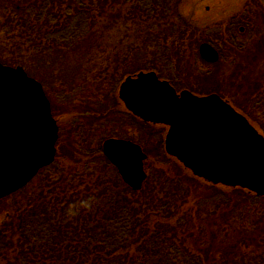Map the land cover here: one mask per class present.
I'll return each mask as SVG.
<instances>
[{
	"label": "trees",
	"instance_id": "trees-1",
	"mask_svg": "<svg viewBox=\"0 0 264 264\" xmlns=\"http://www.w3.org/2000/svg\"><path fill=\"white\" fill-rule=\"evenodd\" d=\"M122 2H132L127 11L135 23L132 27L143 21L146 30L163 33V38L151 35L157 39L149 48L160 47V61L173 65L178 60L175 55L185 52L184 43L175 47L177 41L197 30L189 18L180 16L178 7L183 0ZM258 3L264 14V0ZM119 4V0H0V37L4 39L0 62L28 70L35 66L29 63L30 58L44 66L53 55L75 56L87 53L89 46L101 47L98 41L107 26L123 20ZM236 21L228 24L232 36L228 44L232 45L205 41L220 53L214 68L221 66L228 54L236 55V48L245 49L236 41L245 36L236 27L245 25L246 32L251 22ZM130 31L125 35L127 42L142 37L135 29ZM200 44L196 41L188 46L206 65L198 53ZM112 53L115 56L104 72L93 78L104 81L114 94L135 59L131 54L120 58L119 51ZM151 61L148 57L141 69L156 72L177 89L179 69ZM233 77L234 72L225 75L223 80L228 82H220L215 91L238 98L229 82ZM111 100L114 111L112 108L110 115L120 107L118 101ZM260 100L264 108V98ZM258 118L264 134V109ZM115 123L109 120L101 135L92 132L96 121L81 124L80 130L73 127L72 135L65 139L69 147H63L61 136L56 161L27 187L0 201V264H264V198L241 188L224 192L194 177L166 154L163 127L153 131L152 125L144 122H140L141 138L136 142L148 155L150 170L151 162L156 163L144 187L132 190L102 152L107 138L136 140L134 134L119 132L122 129H116ZM146 127L152 132H146ZM75 131L79 133L75 135ZM85 202L87 207L82 206Z\"/></svg>",
	"mask_w": 264,
	"mask_h": 264
},
{
	"label": "water",
	"instance_id": "water-1",
	"mask_svg": "<svg viewBox=\"0 0 264 264\" xmlns=\"http://www.w3.org/2000/svg\"><path fill=\"white\" fill-rule=\"evenodd\" d=\"M219 60L210 44L199 48ZM119 98L142 121L169 127L165 149L195 177L264 197V137L218 95L178 94L154 72L128 77ZM57 122L43 86L22 67L0 63V201L26 187L56 156ZM103 153L133 190L147 178V155L132 141L109 139Z\"/></svg>",
	"mask_w": 264,
	"mask_h": 264
},
{
	"label": "rangeland",
	"instance_id": "rangeland-1",
	"mask_svg": "<svg viewBox=\"0 0 264 264\" xmlns=\"http://www.w3.org/2000/svg\"><path fill=\"white\" fill-rule=\"evenodd\" d=\"M122 1L119 0L120 8L118 9L119 13H117L119 14V18L123 20L119 19L116 23L107 26L105 36L98 41V44L102 45L101 47L95 46L96 44L93 47L89 46L87 53H79L75 56H68V54L53 55L44 66L38 65L32 58L28 60L29 63L35 66H30L28 70L26 68L25 70L30 76L42 82L51 103L56 108L55 118L60 128L63 129L64 139L62 142L64 148L70 146L69 140H65L67 139L65 134H68L69 130L64 132L65 128L69 129L73 124L89 125L93 121H96V126H93L95 128L92 131L94 134H104L107 122L115 120L116 129H122L119 132L125 135L135 134L136 141L139 140V137L141 138L139 134L141 129L138 128L137 124L133 126L128 121L131 118L130 114L124 107L122 108L121 104L118 111H116L120 114L116 115L115 112L110 115L112 108L114 111V103H111V98L118 101L119 88L113 96H110L109 93L111 92L107 88L106 83L104 84V81H98L93 78L97 73L104 72L108 61L115 56L112 53L114 51L120 52L118 54L120 58L131 54L132 59H135L128 66L126 76H134L141 71L148 72L145 68V70L141 69V66L147 61L148 57L152 60L151 62L160 64V67L168 68L169 66L171 69L177 67L179 69L176 78L178 93L188 90L200 97L212 94L218 95L246 117L258 132H261L260 123L262 121H257L259 120L258 117L261 110L264 109L260 100L264 98V86L262 89V85H264V14H262L263 7L256 6L258 0H183L178 7L180 16L183 19L189 18L193 27L197 28V30L186 35V39L181 37L177 41L175 47H180V44L184 43L182 47L185 52L179 55H175L174 53L176 58H178V62L176 61L177 63L175 62L171 66L160 61L159 57L162 51L160 47L158 49L155 46L149 48L150 43H154L157 39L155 38L154 40L151 35L155 34L156 37L163 38L161 36L163 33H160L159 30L151 33L146 30L147 27L145 25L147 24L143 21V23L139 22L140 25L137 23L136 27H132V24L135 23H131L133 20L127 12L132 2L126 3ZM234 19H237L236 22L240 19V23L251 22V26L242 34L245 36H240L236 39L245 49L239 51L236 48L237 56L235 53L232 55L228 54L226 60L217 68H214L212 64L206 63L205 65L200 59H196L197 56L193 51L194 48L190 49L188 46L194 44L196 41L204 43L206 40H210L214 44L225 45V47L232 45V42L228 44V41L232 37L228 32L231 28L228 24ZM220 23L225 24V26L222 27ZM254 25L257 27H254ZM236 28H241L245 31V25ZM130 29H135L142 37H137L130 40L131 42H127L125 35L127 32H131ZM232 33H234L233 30ZM1 43H4V39L0 37V54H2ZM214 71L218 73L213 75ZM207 72L211 73L208 74ZM231 72H234V77L229 82L230 84L232 83V87L235 89L233 93L238 95V98L232 97L231 94L229 96L220 95L214 89L220 82H228L224 81L223 77L230 75ZM166 81L170 82L169 80ZM223 92L226 91L223 90ZM60 94L63 97L59 98ZM236 102H239L242 108L245 107L250 116L243 113ZM86 111L92 113H87ZM124 116L127 117L125 121ZM153 128L160 129L161 127L152 126ZM164 129L162 128L161 131L165 137L167 129ZM109 130L112 131L113 129ZM146 130V132H152L149 127H146ZM85 132L84 134L88 133L87 128ZM155 163L151 162V170L155 168ZM156 165V168L160 169V166ZM145 169L148 176L154 174L150 170V163L145 164ZM218 187L223 189L224 192H229L226 187L221 185ZM208 231L210 230L208 229Z\"/></svg>",
	"mask_w": 264,
	"mask_h": 264
},
{
	"label": "flooded vegetation",
	"instance_id": "flooded-vegetation-1",
	"mask_svg": "<svg viewBox=\"0 0 264 264\" xmlns=\"http://www.w3.org/2000/svg\"><path fill=\"white\" fill-rule=\"evenodd\" d=\"M54 114H55V112H54ZM78 126H79V130H80L81 128L84 127V126H81V125H79V124H73V125H72V127H78ZM136 131H137V130H136ZM78 133H79V131H78V132L75 131V135L78 134ZM133 133H134V132H133Z\"/></svg>",
	"mask_w": 264,
	"mask_h": 264
},
{
	"label": "clouds",
	"instance_id": "clouds-1",
	"mask_svg": "<svg viewBox=\"0 0 264 264\" xmlns=\"http://www.w3.org/2000/svg\"><path fill=\"white\" fill-rule=\"evenodd\" d=\"M82 206H84V207H87L88 205H87V203L85 202V203H83V205Z\"/></svg>",
	"mask_w": 264,
	"mask_h": 264
},
{
	"label": "bare ground",
	"instance_id": "bare-ground-1",
	"mask_svg": "<svg viewBox=\"0 0 264 264\" xmlns=\"http://www.w3.org/2000/svg\"><path fill=\"white\" fill-rule=\"evenodd\" d=\"M169 129V127H167Z\"/></svg>",
	"mask_w": 264,
	"mask_h": 264
}]
</instances>
